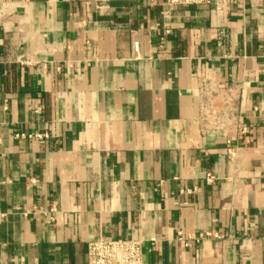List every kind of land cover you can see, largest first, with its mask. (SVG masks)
<instances>
[{
  "label": "crops",
  "instance_id": "1",
  "mask_svg": "<svg viewBox=\"0 0 264 264\" xmlns=\"http://www.w3.org/2000/svg\"><path fill=\"white\" fill-rule=\"evenodd\" d=\"M98 237L264 264V0H0V264H87Z\"/></svg>",
  "mask_w": 264,
  "mask_h": 264
},
{
  "label": "built area",
  "instance_id": "2",
  "mask_svg": "<svg viewBox=\"0 0 264 264\" xmlns=\"http://www.w3.org/2000/svg\"><path fill=\"white\" fill-rule=\"evenodd\" d=\"M216 0H165L168 9L175 7L200 6L215 3ZM216 5V4H215ZM135 55L137 56V43L134 45ZM204 102L200 106V121L204 130H221L224 123L233 118L235 112L233 100L234 96L231 90L223 87L211 86L209 84L203 87ZM219 102V106L216 102ZM40 137V136H35ZM226 155L230 161L235 158L236 149L231 145L230 140L225 142ZM211 174L205 175L206 184L213 182ZM194 189L186 190L187 194H192ZM51 212H54L52 209ZM210 236L205 232L199 234L195 240ZM178 240L183 241L180 233ZM189 240L184 241L185 247L189 246ZM143 241L139 239H107L98 237L86 244L87 264H143Z\"/></svg>",
  "mask_w": 264,
  "mask_h": 264
}]
</instances>
